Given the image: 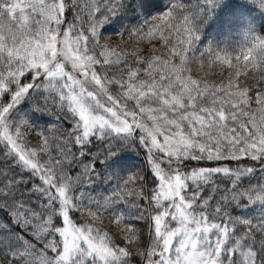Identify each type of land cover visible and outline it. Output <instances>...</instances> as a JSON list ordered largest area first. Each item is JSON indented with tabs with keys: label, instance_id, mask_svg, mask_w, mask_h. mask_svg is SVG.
<instances>
[{
	"label": "snow or ice",
	"instance_id": "6c2138e0",
	"mask_svg": "<svg viewBox=\"0 0 264 264\" xmlns=\"http://www.w3.org/2000/svg\"><path fill=\"white\" fill-rule=\"evenodd\" d=\"M0 264H264V0H0Z\"/></svg>",
	"mask_w": 264,
	"mask_h": 264
},
{
	"label": "trees",
	"instance_id": "16d2710c",
	"mask_svg": "<svg viewBox=\"0 0 264 264\" xmlns=\"http://www.w3.org/2000/svg\"><path fill=\"white\" fill-rule=\"evenodd\" d=\"M161 2H163V0H161ZM129 160L131 163L136 164L139 161V157H137V155L134 152H130Z\"/></svg>",
	"mask_w": 264,
	"mask_h": 264
},
{
	"label": "rangeland",
	"instance_id": "374dc122",
	"mask_svg": "<svg viewBox=\"0 0 264 264\" xmlns=\"http://www.w3.org/2000/svg\"><path fill=\"white\" fill-rule=\"evenodd\" d=\"M116 39H118V37L116 38ZM135 153V152H134ZM136 154V153H135Z\"/></svg>",
	"mask_w": 264,
	"mask_h": 264
}]
</instances>
